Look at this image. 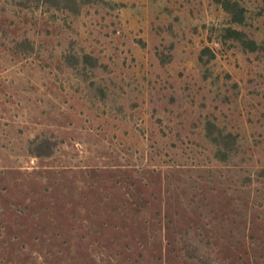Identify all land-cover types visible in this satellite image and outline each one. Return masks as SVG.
<instances>
[{"label":"rangeland","instance_id":"obj_1","mask_svg":"<svg viewBox=\"0 0 264 264\" xmlns=\"http://www.w3.org/2000/svg\"><path fill=\"white\" fill-rule=\"evenodd\" d=\"M226 1L0 0V264H264V0Z\"/></svg>","mask_w":264,"mask_h":264},{"label":"trees","instance_id":"obj_2","mask_svg":"<svg viewBox=\"0 0 264 264\" xmlns=\"http://www.w3.org/2000/svg\"><path fill=\"white\" fill-rule=\"evenodd\" d=\"M227 3L228 2L226 0H222V4H224L225 10H228ZM232 20L236 22H240L242 20V14L240 10L232 13ZM228 32L230 33L231 36H234L239 39L240 32L233 30V29H229ZM49 144L50 142H48V140H44L43 142L36 144L34 146V154L35 155H47Z\"/></svg>","mask_w":264,"mask_h":264}]
</instances>
